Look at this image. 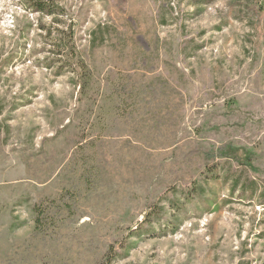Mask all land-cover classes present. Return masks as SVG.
I'll list each match as a JSON object with an SVG mask.
<instances>
[{"label": "rangeland", "instance_id": "rangeland-1", "mask_svg": "<svg viewBox=\"0 0 264 264\" xmlns=\"http://www.w3.org/2000/svg\"><path fill=\"white\" fill-rule=\"evenodd\" d=\"M0 0V264H264V0Z\"/></svg>", "mask_w": 264, "mask_h": 264}, {"label": "trees", "instance_id": "trees-1", "mask_svg": "<svg viewBox=\"0 0 264 264\" xmlns=\"http://www.w3.org/2000/svg\"><path fill=\"white\" fill-rule=\"evenodd\" d=\"M27 2L33 11L53 16L54 20L61 22V20L55 19L64 11L57 0H27Z\"/></svg>", "mask_w": 264, "mask_h": 264}]
</instances>
